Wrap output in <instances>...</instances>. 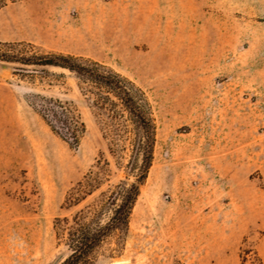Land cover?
<instances>
[{"label":"rangeland","instance_id":"obj_1","mask_svg":"<svg viewBox=\"0 0 264 264\" xmlns=\"http://www.w3.org/2000/svg\"><path fill=\"white\" fill-rule=\"evenodd\" d=\"M0 43L99 61L152 105L154 158L129 228L89 264H264V0H19L0 9ZM79 83L61 68L0 61V264H61L71 250L56 218L135 180L141 155L130 140L111 153ZM38 94L77 108L78 148L32 106ZM101 157L109 181L67 205Z\"/></svg>","mask_w":264,"mask_h":264},{"label":"trees","instance_id":"obj_2","mask_svg":"<svg viewBox=\"0 0 264 264\" xmlns=\"http://www.w3.org/2000/svg\"><path fill=\"white\" fill-rule=\"evenodd\" d=\"M0 0V9L9 2ZM22 43H0V61L23 66L53 67L68 70L79 79V89L85 101L95 110L111 153L126 150L130 140L133 153L141 155L135 180L121 182L102 191L104 200L99 207L86 205L69 217H57L55 227L66 233L70 255L61 264H89L91 254L116 230L127 232L129 218L140 194V187L147 179L154 158L156 126L152 105L133 80L115 69L95 60L56 53H28ZM32 106L42 116L51 130L71 148H78L87 127L77 108L58 98L35 95ZM129 165H133L130 160ZM91 170L67 196V205L76 206L109 181L110 162L101 157ZM112 206V214L103 220L104 210Z\"/></svg>","mask_w":264,"mask_h":264}]
</instances>
